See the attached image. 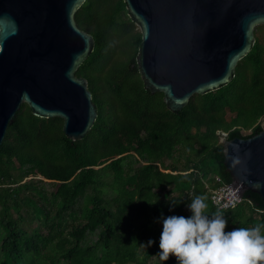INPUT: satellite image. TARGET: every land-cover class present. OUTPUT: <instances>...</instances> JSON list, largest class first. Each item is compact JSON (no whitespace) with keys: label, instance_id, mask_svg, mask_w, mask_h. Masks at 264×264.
Returning a JSON list of instances; mask_svg holds the SVG:
<instances>
[{"label":"trees","instance_id":"16d2710c","mask_svg":"<svg viewBox=\"0 0 264 264\" xmlns=\"http://www.w3.org/2000/svg\"><path fill=\"white\" fill-rule=\"evenodd\" d=\"M75 20L95 39L77 76L88 80L98 118L74 141L62 119L22 105L0 147V264H177L158 256L161 220L190 216L197 195L209 214L219 209L211 195L233 182L219 133L263 130L264 43L256 40L227 86L172 112L145 88L142 35L123 0H87ZM120 36L125 50L114 58ZM219 210L225 231L264 223V200L251 191Z\"/></svg>","mask_w":264,"mask_h":264},{"label":"water","instance_id":"95a60500","mask_svg":"<svg viewBox=\"0 0 264 264\" xmlns=\"http://www.w3.org/2000/svg\"><path fill=\"white\" fill-rule=\"evenodd\" d=\"M86 1L0 0V147L23 104L39 118L62 119L74 141L94 127L89 82L77 76L95 49L75 20ZM123 1L142 35L137 62L145 88L162 93L172 112L227 86L256 44L255 28L264 26V0ZM223 143L235 189L264 200V129Z\"/></svg>","mask_w":264,"mask_h":264},{"label":"clouds","instance_id":"9594fccd","mask_svg":"<svg viewBox=\"0 0 264 264\" xmlns=\"http://www.w3.org/2000/svg\"><path fill=\"white\" fill-rule=\"evenodd\" d=\"M239 163L234 159L233 166ZM187 208L190 216L162 218L160 260L174 256L177 264H264V223L225 231L228 220L219 209L212 214L206 211L204 195L193 197Z\"/></svg>","mask_w":264,"mask_h":264},{"label":"built area","instance_id":"2783aa9c","mask_svg":"<svg viewBox=\"0 0 264 264\" xmlns=\"http://www.w3.org/2000/svg\"><path fill=\"white\" fill-rule=\"evenodd\" d=\"M220 137L227 138L226 133H219ZM220 182V180H217ZM243 200L242 194L238 192L234 183L224 184L211 195L212 203L221 210L234 208Z\"/></svg>","mask_w":264,"mask_h":264},{"label":"rangeland","instance_id":"374dc122","mask_svg":"<svg viewBox=\"0 0 264 264\" xmlns=\"http://www.w3.org/2000/svg\"><path fill=\"white\" fill-rule=\"evenodd\" d=\"M134 24V23H133ZM140 32V29L138 28L137 25L134 24V29H133V33L134 34H137ZM255 36H256V40L259 39L260 41H262V43H264V26H257L255 28ZM117 45L118 47H116V52H115V55H114V58H117L119 57L123 52V50H125V48L123 46H120L123 45L124 41H126V38L124 36H120L118 39H117ZM262 127L264 129V120L262 122ZM252 133V131H245L243 133L244 136H247V135H250ZM220 142H224V138H220ZM166 164H170V162L167 160L166 161ZM44 187L46 188L47 192L48 193H51L52 190L54 189L53 188V185H51L48 181H46V183L43 184ZM71 222V220H70Z\"/></svg>","mask_w":264,"mask_h":264}]
</instances>
